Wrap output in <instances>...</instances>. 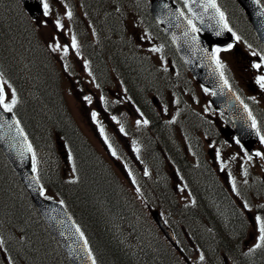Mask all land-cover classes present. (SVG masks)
<instances>
[{"label": "rangeland", "instance_id": "rangeland-1", "mask_svg": "<svg viewBox=\"0 0 264 264\" xmlns=\"http://www.w3.org/2000/svg\"><path fill=\"white\" fill-rule=\"evenodd\" d=\"M144 1H146L147 4L149 0H122L121 8L118 11L114 10L112 7L104 6L105 8L102 11L108 14V19L107 26H103L100 25L98 21L99 16H96L95 12L91 9L92 7L95 9V4L98 1L83 0V2H80V0H48L50 15L48 17L42 15L36 21L38 35L46 48L45 50L53 56V59L58 63L60 69L62 67L65 68L67 63L68 69L64 71H66L68 75L63 77L62 87L66 103L68 104L67 106L76 122L73 128H76L77 133L83 136L81 137L85 143L90 145L94 150L96 149L95 152L109 167H111V169H109L111 172L113 171L112 174L115 176L112 177L115 181V186L112 187L110 185L111 187H109L105 176V170L94 166L95 161L93 164V162L87 159V156L81 152L80 159L77 162L80 182L74 185L72 190L73 192H78L76 200L80 204L83 201L81 197L82 188L89 197L91 196V198L94 199L102 194L105 196L108 192L118 199L116 201L123 202L124 209L131 208L127 207L129 206L128 199L135 200L136 203H141V209L139 207L136 208L134 217L129 224L136 226V223L143 219L140 215L142 210L145 219L151 224L148 225L145 223V226H152L153 232H157L158 234L155 239L160 241L163 236H161L162 233L152 217L153 212H157L162 216L164 221L171 222L170 220H173L174 224L179 226L175 232L178 247L170 243L171 251L176 253L173 256L179 254L184 264H219V257L210 259L209 256L212 257L213 252L212 250H208L210 247L216 245L214 237L222 233L223 226L225 225H223L222 220L225 216L212 213L211 210L205 209L199 212L194 219H189L187 225L184 223V214L190 213L191 210L196 211V207L187 191L188 188L180 185L176 177L171 178V168L173 164L165 154L167 152L169 155L170 152L175 154L176 150L174 147L176 149L180 148V152L186 150L185 147H182L180 144L183 141L180 131L186 130V137L188 141L190 140L193 152L185 153V157L188 159L186 162L189 164L190 169L180 172L179 175L181 179L187 180V182L195 186V188L199 186V192L203 193L205 190H203V180L199 168L193 167V170L191 169V164H196L201 158L200 146L203 142L205 153L207 151L209 152L210 147L216 148L212 146L211 143L208 144L207 138L209 132L216 134L221 124L217 114L210 111L209 94H206L202 89L198 88L191 78L192 82L187 77L180 76V74H182L181 71L179 75L177 73L176 76L172 75L166 78V73L168 71L167 60H171L172 56L167 54L164 45L162 46L160 41L152 36L153 34L151 35L148 28L145 27L143 18H146V14L144 11H141L144 10ZM69 9H72L71 11L73 13L71 20H69L66 15ZM136 9L140 10L138 14L139 18L137 17ZM141 12L143 13L141 14ZM84 13L86 16L89 13L97 19L98 27L101 29V33L98 37L93 34L92 30H95L96 26L91 25L92 21L88 17H86L84 21L82 20V16L85 15ZM121 16L123 17V22L120 19ZM57 19L64 25L62 30H58L55 27V21ZM88 20H90L91 23L88 22ZM117 20H119V23ZM44 21H47V23L45 24ZM105 29H109L112 32H106L104 34V39L103 31ZM73 35L79 39V56L76 55V50L71 49V47H69V54L66 57L62 56V52H53L51 48L48 47L49 44L55 43L54 37L59 39V43L62 47L65 44L70 46ZM88 36H92L91 38H93L94 41H90L91 38H87ZM113 37L115 41L111 42L110 39ZM234 45L233 48L243 51L244 54H253L252 50L241 40L237 41ZM153 48H159L160 51L153 52ZM165 54H167V57ZM219 55L221 61L225 65L226 75L230 78L238 92L241 93L243 98L252 99L250 87H256L258 90H261V88L256 86V78H248V80L252 79L254 82H248V80L245 81L243 79L245 61L235 64L234 58L230 54L226 55L220 53ZM225 55L227 57L224 59ZM90 60L95 71L97 83H95L93 77L89 75L87 69L85 70V62L87 61L88 63ZM104 61L109 72L108 74L106 72V75L102 77V65H105ZM117 70L119 71L118 74L115 73ZM122 72H125L126 75ZM258 75H264L263 64L261 68H259ZM18 78L20 81H27V75L25 73H19ZM171 79H177V81L185 86L186 90L189 92H185L176 87V93L180 95V97L178 96L179 100H177V104L174 103L175 99L163 89L165 86H169L172 83ZM130 88L136 97L142 96L144 88H150L152 93L146 97L150 99V101L152 94H157L158 91V97L159 99H163V104L160 102L161 108L153 106L155 107L152 109L153 112L146 113V115L153 122H155V119L160 123L164 122V127L160 126V123L156 124L151 122L155 127H153V125L145 126L143 124V119L138 115L137 111L134 110L136 108L133 109L127 101L126 90ZM262 91L264 92V90ZM28 92L29 97L32 98L31 95L33 93L30 91ZM85 96L91 97V103H88L84 99ZM101 97L105 98V100L101 99ZM152 97H155V95ZM19 101L20 105L26 110L27 107L32 109L29 113L30 117L37 116L38 120L39 117H45L41 111L43 106H48L45 102H31L21 95ZM180 102L183 105L178 106ZM253 103L256 109L264 115V98L260 101L257 100V103ZM52 104L54 105L53 102ZM190 107L194 111L200 113L201 119L196 118V120L186 123L183 118V113L186 110L190 113L192 111ZM165 109H167V111H165ZM176 111L178 112L176 116H174L173 113H176ZM92 112L97 113L95 120L92 118ZM114 116L119 123H117V120L112 119ZM137 120L141 121L140 125H137ZM173 120L174 122H172ZM121 125L125 127L124 132L120 131ZM194 126H197V129L201 130V132L194 131V129H192ZM101 128H103L104 135H101ZM152 128L156 129L150 130ZM36 135L39 144H42V142L45 144L47 143L45 133H36ZM105 136L107 137L108 143H105ZM109 144L112 146L111 149L109 148ZM51 145L56 146L55 144L53 145V143ZM80 148V145H77V150H80ZM136 148L139 149L138 152L134 151ZM112 149L116 151V156L112 155ZM221 149H223V146H221ZM228 150L229 151H221L222 155L228 159L231 154L232 157H235V159L232 158L235 162H229L228 164L227 161L221 162L220 159L219 161L217 159L215 170L220 174L222 172L221 163H223L226 170L230 172L228 177L235 179V181H240L244 175L243 169L239 166L241 154L234 145L231 147L228 146ZM56 151L58 152V149H56ZM256 151L264 153V144H259ZM53 152H55V150H53ZM51 153V149L47 150L45 146L39 148V155L42 156L41 167L44 170H46L47 167H53L56 163ZM208 158L211 160L210 156ZM244 160L249 164L248 167L250 169L247 175L251 181L248 180L247 182L251 183L253 181V184H250L252 196L248 197L245 189L239 186V183L244 182V180L238 183V188L246 195L250 210L243 208L245 199L241 198L239 202L242 206L239 205L242 207L241 209L245 216L249 217L247 220L249 228L245 232L244 239H241L238 245L240 246L238 249L239 253L235 256L228 257V261L232 264H240L238 262H242V260L245 264L251 262L252 253L249 255H245L244 253L256 243L258 232L254 220L255 216L264 215V207H260L264 205L263 191L258 188L260 187V183L259 186L257 184L259 175H261L260 172L262 173L264 169V159L257 157L255 161H250L248 159ZM61 164L63 165L62 169L61 166H59L61 175L64 179L69 178L72 167L68 164V161H64V163L61 161ZM208 164L209 163H207L206 166H208ZM229 168L231 170H229ZM145 170L148 171V175H145ZM129 172H131V175H129ZM218 173L217 175L219 177L223 175V172L220 175ZM45 174L49 175V172L45 171ZM133 177L136 181L135 184L132 182ZM0 178V212L4 222L5 211L8 206L5 204L10 201L13 202L15 198L16 201H18L17 195L19 192L18 190H13L14 186L10 181V175L5 167H3L1 160ZM115 178H118L119 184L116 183ZM92 180L95 181L96 185L90 187ZM105 182L107 186L104 185ZM101 185H103V187ZM137 188H139V192H137ZM18 189L21 191V188ZM91 190L93 192H91ZM143 198H145L146 201H144ZM111 200L112 197L107 195V201ZM97 205L98 214L101 215L102 220H105L104 227L105 230H108V234L112 235V241L114 243L120 242L118 246L120 251L126 254H130L129 252L134 253L132 247L135 244L133 242L131 246V242L128 241L129 237L122 227L124 223L118 220L121 215L116 216L115 213L106 208L104 206L106 202H98ZM146 206L149 207L148 210ZM124 209L122 208L123 212L125 211ZM174 212L183 213L174 215ZM206 217H210L216 222V225L211 223L207 228L202 227L203 220ZM10 218L12 220L14 219L12 214ZM25 221L30 222L31 220L24 218L23 222ZM198 226L200 227L199 230L197 229ZM1 231L2 237L6 238L9 231L8 233L4 229ZM7 239L11 240V237H7ZM143 242L145 244L148 243L145 238H143ZM135 246L139 247L138 245ZM201 248H203V251L208 252L207 254H203L205 260L202 262L199 260ZM149 249L151 250L150 247ZM259 250L263 252L264 255V249ZM130 256L129 259L132 258L133 261H128L129 264L144 263V253L143 255L134 253Z\"/></svg>", "mask_w": 264, "mask_h": 264}, {"label": "trees", "instance_id": "trees-1", "mask_svg": "<svg viewBox=\"0 0 264 264\" xmlns=\"http://www.w3.org/2000/svg\"><path fill=\"white\" fill-rule=\"evenodd\" d=\"M260 1L264 5V1ZM11 4L15 8L19 7L17 9L19 15L21 14L25 17L17 0H0V73L3 74L7 82L9 81L11 83L12 88L16 90L18 99H20V95L24 98L26 97V93H21L22 88L20 87V83L22 82L18 78L19 73H25L27 78L31 81H35L39 86L36 90H29L33 93L31 95L32 98L40 99L48 105L41 106L42 114H44L45 117H39L40 123L37 116L30 117L29 113L32 109L29 107H27L26 110L19 103L16 108L13 109L14 115L17 117L23 130L29 137L30 143L35 149V157H37L38 163V170L36 173L45 193L48 196L64 201V206L84 233L88 241V247L91 249L97 264H129L128 261H133V259H129V257L134 253L137 255H143L144 253L143 264L182 263L180 259L173 256V252L163 239L160 241L155 239L157 235L153 232V227L145 226V223L148 225L151 224L145 219L142 210L140 215L143 219L139 220L136 226L129 224L134 217L136 208L139 207L141 209V203H136L135 200L128 199L129 206L125 205L131 208L124 209L123 202L116 201L118 199L108 192L106 194L112 197L111 201H107V195L104 196V194L97 196L96 199L91 198L83 188L81 190V197L83 198L82 203L80 204L76 200L78 192H73L72 188L80 182L77 162L80 159L81 152H83L87 156V159L93 162V164L95 161L94 166L105 170V176L109 187L115 186V181L111 177L112 172L108 164L99 157L95 152L96 150L83 141V136L77 133L76 128H73V120L63 102V95L59 93V91H54V86L57 80H59L57 72H60L61 75L62 70L59 68L55 59H53L39 44L35 27H33L29 21L27 24L21 26L19 16H16L10 11L11 6L9 5ZM36 133H45L47 143L45 144L42 142V144H39ZM52 143L53 145L60 144L61 148H58V153H54L56 157L51 153L52 158L56 160L53 167H47L46 170H44L41 167L42 156L39 155V148L51 145ZM77 145H80L82 148V150L80 148L81 151L77 150ZM70 154L72 157L71 160L69 159ZM67 156L70 165L73 167L74 163L76 167V172L74 173L75 183L69 182L73 180L72 169L70 177L65 179L59 171V166H61V169L63 168L61 161L63 163L64 161L67 162ZM0 160L3 167H5L10 175V181L15 188H13V190H18L19 192L17 195L18 201H16L15 198L13 202L10 201L5 204L8 206L5 211L4 222L0 212V236H2L1 230L4 229L7 233L9 231L7 237H11V240H8L7 237L4 238V249H6V251L4 249H0V251H2L6 257H11L13 264H70L36 214L27 194L23 189L19 191L18 188H21V185L16 176L9 169L2 157H0ZM45 171L49 172V175H46ZM107 184L106 182L104 183L106 186ZM93 185H96V183L92 180L90 187ZM101 186L103 187V185ZM91 192L93 191L91 190ZM143 200L146 201L145 198H143ZM102 201L106 202L104 206L115 214V209L117 208L120 210L123 208L125 210L124 215L121 213L119 214L121 216L118 220L124 223L122 227L129 237L128 241L131 242V246L133 242L135 245L139 246L136 247L133 245L134 248L132 247V249L134 253L129 252L130 254H126L120 251L118 247L120 242L114 243L112 241V235L108 234V230H105V220H102L101 215L98 214L99 211H97V204ZM113 204H115V208H111ZM146 208L147 210L149 209L147 206ZM11 214L14 218L13 220L10 218ZM24 218L30 219L31 221L23 222ZM107 220L109 221L108 218ZM116 236L118 237L117 234ZM143 238L146 239L148 242L147 244L143 242ZM1 261L0 264H7V259L5 262Z\"/></svg>", "mask_w": 264, "mask_h": 264}, {"label": "water", "instance_id": "water-1", "mask_svg": "<svg viewBox=\"0 0 264 264\" xmlns=\"http://www.w3.org/2000/svg\"><path fill=\"white\" fill-rule=\"evenodd\" d=\"M20 1L32 18H37L41 14L39 0ZM236 1L244 10L257 40L264 47V16L260 14L264 12V9L256 4L254 0ZM150 4L153 15L165 28L178 55L191 74L200 84L211 90V101L214 108L220 109L232 119L234 129L228 134L235 135L243 147L250 151L257 140V135L255 130L250 127L251 120L248 118V113L236 96L227 87H223V81L217 74L213 73L214 60L207 58L212 53V45L225 46L232 39L231 33L226 29L220 35L216 34L223 28V21L217 24L219 17L214 10L205 13L202 9L193 5V9L199 13L203 23H201V19H196L190 15L203 31V35L193 34L182 17L180 19L176 17H173L172 20L169 19L168 16L172 12H177L171 6L170 1L153 0ZM210 16H215L216 18L210 19ZM186 29L188 30L187 36L184 34ZM192 37L196 38L195 42H193ZM14 120L10 113L0 109V124ZM15 129V124L12 131H9L6 126L0 128V136L3 137L0 139L1 153L25 186L39 215L69 262L71 264H91V260L88 258L87 251L84 248V241L79 238L74 222L56 203L51 200L44 201L40 197V186L36 182L32 171L33 162L31 153L27 151V140H24V136H17ZM153 217L164 235L174 242L171 232L164 226L158 214L153 213Z\"/></svg>", "mask_w": 264, "mask_h": 264}, {"label": "snow or ice", "instance_id": "snow-or-ice-1", "mask_svg": "<svg viewBox=\"0 0 264 264\" xmlns=\"http://www.w3.org/2000/svg\"><path fill=\"white\" fill-rule=\"evenodd\" d=\"M39 2L41 4V6H42V15L44 17H48L50 15V8H49L48 0H39ZM254 2L256 4H258V5L260 4V0H254ZM183 3H184V6L188 9V12L196 19H201V17L199 15V13H197L193 9V7H192L193 5H195L196 8L202 9L205 13L209 12L210 10H214L215 13L219 17V20H217V24H219L221 21H223V28L216 33L217 35H220L222 33V31L225 30V29L228 32H232V29L227 24V21H226V18H225V14H224L223 11L220 10L216 0H183ZM165 7H167V5H165ZM260 14L262 16H264V12H261ZM66 15H67L69 20H71L72 17H73V13H72L71 10H68L66 12ZM173 15L177 19H180V17H184V19L187 21V25L190 27V31L191 32H199L200 31V29L196 27V25L193 22V20L189 19L187 16H184V13L182 11L177 10V12L173 13ZM209 18L210 19H215L216 17L215 16H210ZM44 23L46 24L47 21H44ZM201 23H203L202 19H201ZM55 27L58 30H62L64 28V25L61 23V21L59 19H57L55 21ZM184 34H185V36L188 35V30L187 29L185 30ZM232 35L235 37V39L237 41H239L241 39V37L237 36L234 32H232ZM53 39L55 40V43L48 45V47L51 48V50L53 52H62V56L66 57L69 54V47H71V49L76 50V55L77 56L80 55V53H79L80 45H79L75 35L72 36L71 45L70 46L65 44L62 47L61 44L59 43V39L58 38L54 37ZM192 40H193V42H195L196 38L192 37ZM232 47H233V45H231V44H229L226 48L217 47L207 57L209 60H214L215 66L213 68V73L217 74L219 76V78L223 81V87H227L229 89V91H231V85H230V83H229V81L227 79V76L225 75V65L221 61L219 54L221 52L229 51ZM249 47H251V46L249 45ZM152 51L153 52H158V51H160V49L159 48H153ZM253 55H257V53L253 52ZM260 60L262 62H264V55L260 56ZM84 66H85V68H88L87 61L85 62ZM253 67L256 68V69H259V68H261V64L260 63H255V64H253ZM65 69L67 70V65H65ZM89 75H91V72H89ZM256 83L259 85V87L261 89H264V75L257 76ZM6 88L11 89L10 98H9L8 92L6 91ZM207 91H208V89H205V92H207ZM213 94H215V93H213ZM84 99L88 103H91V97L85 96ZM101 99H103V97H101ZM19 102L20 101L18 99L16 90L14 88H12V86L10 84H8V82L4 79L3 74L0 73V109H2L4 112L12 113L13 109L16 108V106L19 104ZM176 102L178 103V101H176ZM241 103H243V101H241ZM244 109H245V111H247L248 118L251 120L250 127L255 130V134L259 138L260 143L264 144V134L261 133V128H260L258 122L256 121L255 117L252 115L251 110L248 109V106L246 104L244 105ZM137 111H139V109H137ZM165 111H167V109H165ZM96 116H97V113L96 112H92L93 120L96 119ZM112 119L113 120H117V118L115 116L112 117ZM172 122H174V120ZM19 123L20 122L18 120H14L12 122L5 121L3 124H0V128H4L6 126L9 131H12L13 130V125L15 124L16 125L15 131H16L17 136H24V140L26 141L27 137L23 133V129L19 127ZM117 123H119L118 120H117ZM136 123H137V125H140L141 121L137 120ZM148 123H149V121L147 119L143 120V124L144 125H147ZM100 131H101V135H104L103 128H101ZM120 131L124 132L123 125H121ZM2 138L3 137L0 136V139H2ZM104 139H105V143H108V140H107L106 136L104 137ZM236 143L237 144L240 143L239 139H237ZM111 147H112L111 144H109V148L110 149H111ZM27 151L28 152H32V157H33L32 171L33 172H37L38 169H37V162H36V158H35V152L33 151L31 144L27 145ZM134 151L138 152L139 149L136 148V149H134ZM244 154H245V156H247L248 160H251L253 158L252 155L249 154L246 150H245ZM21 155H23V153H21ZM112 155L113 156L117 155L116 151L114 149H112ZM254 155L256 157H259L260 159H264V153H262L260 151H256L254 153ZM69 159L70 160L72 159L71 154L69 155ZM217 159L218 160L220 159L219 151H217ZM233 159H235V157H233ZM224 168H225V165L223 163H221V171H223ZM72 172L73 173L76 172V167H75L74 163H73V167H72ZM243 174L245 176H247V171L245 170ZM129 175H131V172H129ZM145 175H148V171L147 170H145ZM69 182L70 183H75L76 180L73 179V180H71ZM132 182H133V184L136 183L134 177H133ZM231 183H232V191L236 192L237 195H239V193L237 191L235 179H232ZM139 191H140L139 188H137V192H139ZM40 195L44 196L45 199H51V197H48L45 194V190H44L43 187L40 188ZM59 203L61 205H63L64 201L61 200ZM260 207H264V205H261ZM243 208L247 209V210H250V205L247 202H244L243 203ZM254 220H255V224H256L257 232H258V235L256 237V243L251 248H249L247 252L244 253L245 255H249V254L255 252L258 249H264V217H261L260 215H256ZM75 227H76V232L79 233V238L84 241V248L87 251L88 258L91 260V264H97V261H96L95 257L93 256L91 249L88 247V241L85 238L84 233L81 231V229L79 228L78 225L75 226ZM4 245H5V240H4V238L2 236H0V249H4ZM4 250L6 251V249H4ZM6 259H7V264H13V261H12L11 257H6ZM199 260L201 262L205 260V256L202 253L199 255Z\"/></svg>", "mask_w": 264, "mask_h": 264}, {"label": "flooded vegetation", "instance_id": "flooded-vegetation-1", "mask_svg": "<svg viewBox=\"0 0 264 264\" xmlns=\"http://www.w3.org/2000/svg\"><path fill=\"white\" fill-rule=\"evenodd\" d=\"M95 1H98L95 4V9L93 7L91 9L95 12L96 16L97 15L99 16L98 17V21H99L100 25L107 26L108 14H106L105 12L102 11L105 8L104 6L112 7L114 10L118 11L121 8L122 0H95ZM80 2H83V0H80ZM86 17H88L92 21L91 25L96 26L95 30H96L97 34H100L101 33V29L98 27L97 19L94 16H92V15H90L88 13L87 16H86V14L84 16H82V20L84 21ZM120 19L123 22V17L122 16H121ZM90 20H88V22H90ZM117 21L119 23V20H117ZM106 32H112V31H110L109 29H105L103 31V38H104V34ZM91 39H90V41L93 42L94 40L93 39L91 40ZM77 41L79 42L78 37H77ZM83 46H85V45H83ZM232 56L235 57V58H238V56H239L240 58H242L243 61L248 62V65L246 66L247 68L251 65L252 59L249 56L244 55L243 52H239L238 49H236L232 53ZM237 62H238V60H237ZM104 64H105V61H104ZM102 67L105 68V74L103 75V76H105L106 72L108 74L109 70H108L106 64L102 65ZM250 69H252V68H250ZM258 71H259V69L254 68L253 73L251 75L244 74L243 79L246 81V80H248L249 76H250L249 78H257V76H259L258 75ZM122 73L125 75V72H122ZM249 81L251 82L253 80L250 79V80H248V82ZM250 90L252 92V99H253L254 96L257 97L260 100L264 98V92L262 90L258 91L256 89V87H250ZM252 99H245V98L241 97V100L243 101V103L246 104L248 106V109H250V110L253 109V105H254ZM222 120H223V122L227 121L226 119H222ZM221 141H222V144L225 146V150L226 151H229L228 150V145L233 144V142H234L232 139H225L219 133H217V143H220ZM236 149H237V147H236ZM217 150L214 148L210 152L211 154L209 155L210 158H211V160H209V161H210V163H212V166L208 164V166L202 165V166L199 167V172H200V175L202 176L203 182H206V176L207 175H212L213 173H218L217 170H215V165L217 164L216 163L217 162V160H216ZM219 152H221V151L219 150ZM241 152H242V156H245L243 151H241ZM226 160L227 159L223 156L222 160H220V161H226ZM203 162L206 163V160H204Z\"/></svg>", "mask_w": 264, "mask_h": 264}, {"label": "bare ground", "instance_id": "bare-ground-1", "mask_svg": "<svg viewBox=\"0 0 264 264\" xmlns=\"http://www.w3.org/2000/svg\"><path fill=\"white\" fill-rule=\"evenodd\" d=\"M9 6H11L10 7V11H12V13H14L16 16H19V19H20V21L19 22H21V26L22 25H25V24H27L28 23V20L24 17V16H22L21 14V16L19 15V12L17 11V9L19 8H15L12 4L11 5H9ZM0 20H1V16H0ZM235 27L237 28V29H239L240 28V24H236L235 25ZM111 40V42H114L115 41V38L113 37V38H111L110 39ZM58 64V63H57ZM66 65H67V63H66ZM59 66V65H58ZM68 67V66H67ZM60 68V67H59ZM10 69H13V68H10ZM68 69V68H67ZM61 70H62V74H61V78L56 82V84H55V86H54V91H59V93H61V94H63L64 93V91H63V87H62V83H63V77H66L67 75H68V73L66 72V71H64L65 70V68L64 67H62L61 68ZM105 74V68H103L102 67V76ZM180 74V72H178V75ZM180 76H183V74H180ZM22 83H20V87L22 88L21 89V93L22 94H25L26 93V97L25 98H27V99H29L31 102H33V101H37V102H40V101H42V100H40V99H34V98H30L29 97V90H36L37 88H39V86H38V84L35 82V81H31L29 78H27V81H21ZM51 84H52V80H51ZM27 91V92H26ZM44 102V101H43ZM154 127V126H153ZM154 129H156V128H152V129H150V130H154ZM80 135V134H79ZM141 135V134H140ZM143 149H144V147H143ZM142 149V150H143ZM111 208H115V204H113L112 206H111ZM115 212H116V214H122V215H124L125 213L122 211V210H120V209H115ZM181 213H183V212H181ZM115 214V215H116ZM117 216V215H116Z\"/></svg>", "mask_w": 264, "mask_h": 264}]
</instances>
